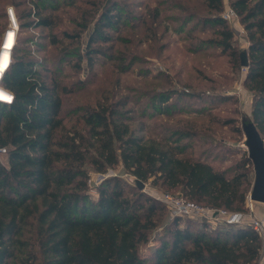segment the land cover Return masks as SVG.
<instances>
[{"label":"trees","instance_id":"trees-1","mask_svg":"<svg viewBox=\"0 0 264 264\" xmlns=\"http://www.w3.org/2000/svg\"><path fill=\"white\" fill-rule=\"evenodd\" d=\"M166 1L170 0H156L150 12L153 18L161 13L158 4ZM202 2L206 9L202 25L217 29L201 45L220 48L239 69L242 51L235 47L233 31L221 16L223 0ZM13 4L18 26L9 65L0 78V87L12 96L10 103L0 102V147L7 160L0 161V264H257L263 242L251 227L168 216L165 204L136 184L149 181L165 191L178 190L203 206L246 212L254 178L248 156L217 169L193 155L192 129L165 126L155 137L146 121L130 124L135 118L127 114L132 109H123L125 102L79 106L72 114L83 128L66 129L62 95L75 89L60 85L41 62L28 58L23 46L27 39L18 37L28 27H53L59 5L54 0ZM22 4L29 7L17 10ZM92 4L96 16L87 18L82 11L79 31L66 34L79 37L94 18L83 51L88 66L93 54L103 53L93 44L110 41L111 33L130 19L120 0ZM228 4L246 33L243 83L252 96L251 121L264 143V0H228ZM51 42L58 40L52 37ZM82 57L77 55L78 60ZM118 58L125 62V56ZM134 60L120 64L119 71L128 72ZM182 93L195 95L189 89ZM169 98V91L150 98L151 105L157 104L154 114L172 115ZM87 164L98 173L120 164L134 184L109 176L97 185L92 198Z\"/></svg>","mask_w":264,"mask_h":264},{"label":"rangeland","instance_id":"rangeland-1","mask_svg":"<svg viewBox=\"0 0 264 264\" xmlns=\"http://www.w3.org/2000/svg\"><path fill=\"white\" fill-rule=\"evenodd\" d=\"M18 1L0 0V44L5 32L13 29L16 32L17 11L13 3ZM54 1L59 5L53 13L54 26L28 27L18 37L27 39L23 46L28 58L41 62L48 75H56L60 85L75 89L74 93L62 95L61 117L66 129L83 128L82 121L72 114L77 107L93 106L98 102H125L123 109H132L133 112L127 114L135 118L130 124L138 126L140 120L146 121L155 137H160L158 134L165 126L192 129L195 132L191 139L193 155L207 159L217 169H227L247 156L243 126L251 122L252 96L244 86L242 67L237 69L220 48L201 45L200 41L214 36L217 29L216 25H202L201 18L206 16L202 0H170L158 4L161 11L158 18H153L150 13L157 4L156 0L142 3L139 0H120L126 5L130 19L119 31L111 33L110 41L93 44L103 53L92 55L91 66L87 65L83 51L94 18L85 30H81L79 37L71 38L66 34L73 35L79 31L77 22L82 11L88 14L87 18L93 14L96 16L92 3L97 0ZM223 3L222 18L230 7L228 0H223ZM25 6L29 7L22 4L17 10ZM10 10L16 27L10 20ZM224 20L233 31L235 47L239 52L245 50L246 33L239 18ZM52 37H56L58 43H52ZM78 54L83 56L79 60ZM120 55L125 56V62L118 58ZM133 57L135 60L129 71L121 73L118 66ZM76 62L79 65H74ZM184 89L195 95H184ZM167 91L170 93L167 103L172 104V115L154 114L157 104L151 105L150 98ZM141 115H144L142 119ZM0 161L7 163L5 153L0 154ZM85 167L92 198L96 197L97 185L106 177L117 175L134 184L133 178L120 164L105 173L95 172L88 164ZM141 191L158 200L165 193L179 195L178 190L165 191L149 181L143 183ZM165 207L166 214L174 216L167 204ZM180 217L182 220L187 218Z\"/></svg>","mask_w":264,"mask_h":264},{"label":"built area","instance_id":"built-area-1","mask_svg":"<svg viewBox=\"0 0 264 264\" xmlns=\"http://www.w3.org/2000/svg\"><path fill=\"white\" fill-rule=\"evenodd\" d=\"M11 20V10L9 11ZM224 19L236 17L235 12L229 7L223 14ZM12 22V21H11ZM16 27V24H13ZM15 33V32H14ZM4 44H0L3 48ZM11 54V51H10ZM5 153V148L0 147V154ZM161 202L167 204L173 215L183 216L187 218L204 219L210 224H228V225H247L260 235L264 234V210L259 215L252 212L253 201L249 195L246 197V212H233L220 208L208 207L198 204L181 195H171L169 193L162 194L159 198Z\"/></svg>","mask_w":264,"mask_h":264},{"label":"water","instance_id":"water-1","mask_svg":"<svg viewBox=\"0 0 264 264\" xmlns=\"http://www.w3.org/2000/svg\"><path fill=\"white\" fill-rule=\"evenodd\" d=\"M10 16L12 23L16 24L12 13ZM5 35L6 32L2 36L1 44H3ZM1 49L2 47H0V52ZM247 63L246 51L243 50L240 53V64L242 67H246ZM243 130L246 136L247 156L252 162L254 171V178L248 195L251 201L264 205V143L252 121L244 125ZM136 184L139 188L143 187V183L139 180H136Z\"/></svg>","mask_w":264,"mask_h":264},{"label":"bare ground","instance_id":"bare-ground-1","mask_svg":"<svg viewBox=\"0 0 264 264\" xmlns=\"http://www.w3.org/2000/svg\"><path fill=\"white\" fill-rule=\"evenodd\" d=\"M12 29V28H11ZM15 40V33L13 30H8L5 35V39L3 41V48L0 52V78L3 72L7 69L9 62H10V51L13 47ZM12 98L11 93L3 90L0 87V102L8 103V101Z\"/></svg>","mask_w":264,"mask_h":264},{"label":"crops","instance_id":"crops-1","mask_svg":"<svg viewBox=\"0 0 264 264\" xmlns=\"http://www.w3.org/2000/svg\"><path fill=\"white\" fill-rule=\"evenodd\" d=\"M262 205L263 204L256 203V202L252 204V208H253L252 212L254 213V215H259L264 210V206ZM261 238H262L263 245H262L260 257H259L257 264H264V234L261 235Z\"/></svg>","mask_w":264,"mask_h":264}]
</instances>
